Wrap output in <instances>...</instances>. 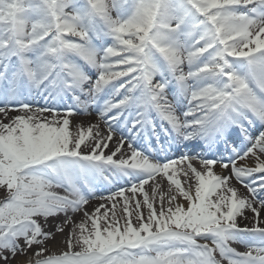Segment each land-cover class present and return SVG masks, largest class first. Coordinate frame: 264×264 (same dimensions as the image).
<instances>
[{"label": "snow or ice", "instance_id": "6c2138e0", "mask_svg": "<svg viewBox=\"0 0 264 264\" xmlns=\"http://www.w3.org/2000/svg\"><path fill=\"white\" fill-rule=\"evenodd\" d=\"M93 108L106 129L72 125ZM10 111L20 114L0 119L5 264V253L24 264H264L254 206L264 207V130L250 131L264 128V0H0V116ZM174 146L219 156L169 158ZM249 158L254 167L238 163ZM93 198L111 207L85 211L67 251L45 255L54 233L40 219L63 214L67 224ZM245 209L255 214L251 228L237 223Z\"/></svg>", "mask_w": 264, "mask_h": 264}, {"label": "bare ground", "instance_id": "6f19581e", "mask_svg": "<svg viewBox=\"0 0 264 264\" xmlns=\"http://www.w3.org/2000/svg\"><path fill=\"white\" fill-rule=\"evenodd\" d=\"M30 100L33 99V97H29ZM36 101H38L39 105H44V100L39 97L36 96L34 98ZM20 113L18 111H10L8 113V118L4 119L2 116H0V119H3L4 123L9 122V119H11L12 117H15L16 115H19ZM72 121V125L75 126L79 123H82L84 126H87L88 124H99L100 128L102 130L106 129V124L100 119L99 115L97 114V111L95 110V108L90 110V114H76L74 116H72L71 118ZM73 131H75V127L72 128ZM264 130V128H262V126L259 124V122H257L255 124L254 129L252 130V134L256 135L258 134L259 131ZM119 138V137H117ZM115 147V141L112 142V144L109 146V149L107 150L108 152H110L113 148ZM185 149H189L187 150V152L190 155H195L196 153H200L201 156H204L206 158H213V156H219V152H216L215 150L213 152H208L206 150L204 151H197V149H201L199 147L195 148L194 150L189 147V148H185ZM125 151L127 152V146H125ZM183 152H177L176 154V158H178L179 156L185 154ZM170 157V156H169ZM118 158V157H117ZM239 164H246L248 166H255V159L254 158H249L246 161H240L238 162ZM193 164L194 166L200 170V171H204V169L200 166L199 161L198 160H193ZM181 167H185L186 165H181ZM214 171L217 174H223V175H229L230 173V168L228 170H223L220 166V164H217L214 166ZM189 175H191L189 173ZM180 179L183 181L184 177L181 175ZM156 180L158 182H160L162 184V190L163 191H167L168 188V184L166 182V180H162L161 177H157ZM231 184L233 186H235L238 190L239 193L243 196H248L249 199H252L251 194L248 193L247 188L243 187L240 183H238L235 179H232ZM122 186H124L125 188L129 187L130 185L128 184H123ZM185 187H187V185H185ZM115 189H113L114 191ZM145 190L148 192L149 197H151L152 195V182L149 183V185L145 186ZM55 191H57L60 194H65L64 190L62 188H57L55 189ZM108 190L107 189H101L100 192L98 193L99 195H104L107 196ZM125 195L127 197H129L130 200H132L133 198V194L131 192L126 191ZM260 196L264 197V193L259 194ZM1 198V197H0ZM215 197H213L214 199ZM135 200H140L141 201V211L144 213L145 217H147L148 215V209L146 206L143 205V196L140 193H137L135 195ZM178 202L180 203H185L186 206V202L182 200V198L178 197ZM100 204H106L108 205V207H111V202L107 201V200H101L99 198H93L89 200V203L84 206V208L81 211H77V212H69V216L71 217V222L64 224V221L66 219V217L63 214H60L56 217H52L49 218L47 223H44V220L41 218L40 222L41 224L44 226V230L48 231V232H53L54 233V238L53 239H49L46 242V247L48 248L49 252L46 253L45 255L48 254H57L59 255L61 252L63 251H67V244L65 243V241L68 238L69 232L72 230V228L74 227V225L76 223L79 222H84L87 220V217H85L84 212H88V213H92L94 211L95 208H97ZM122 205H123V200H121L120 198L117 199V208H116V214L117 217L120 219V224L123 225L124 224V217H123V213H122ZM155 206L157 208V212H159V197L157 196V200L155 203ZM255 207H257L259 209V226L260 227H264V207H261V205L259 204V202L257 201L254 205ZM165 207H167V204L165 203ZM132 208L134 209V203L132 204ZM104 209H101V212H103ZM255 214L251 211V209H245L244 210V215L243 217H238L237 218V223L241 226V227H253L254 224L256 223V220L254 219ZM132 221L134 224H137L138 222L135 219V213L133 214L132 217ZM88 224V228L89 230H91V222L87 221ZM56 226H63L64 227V231L63 232H57L56 231ZM105 223L104 221H101V227H104ZM77 231H79L77 229ZM87 234V233H86ZM261 237H259V235H252V234H244V239L245 241H247L248 243H257L256 239H259ZM231 247L235 248L238 252H246L248 251V247L244 244V243H240V242H232L231 243ZM75 251H78L79 249H74ZM32 251H35V247L32 249ZM5 255H9V260L7 261V264H24V262L26 261V257L17 254V256L13 259L10 256V253H5ZM31 255V253L29 254ZM0 264H5V261L0 260Z\"/></svg>", "mask_w": 264, "mask_h": 264}, {"label": "rangeland", "instance_id": "374dc122", "mask_svg": "<svg viewBox=\"0 0 264 264\" xmlns=\"http://www.w3.org/2000/svg\"><path fill=\"white\" fill-rule=\"evenodd\" d=\"M6 195V193L4 192L3 189H0V197L3 198ZM222 264H227V262L225 263V261H222Z\"/></svg>", "mask_w": 264, "mask_h": 264}]
</instances>
